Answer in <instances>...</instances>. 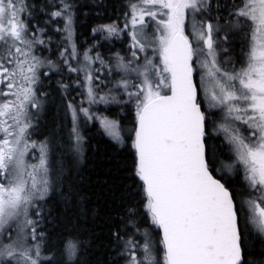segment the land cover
Returning a JSON list of instances; mask_svg holds the SVG:
<instances>
[{"label": "snow or ice", "instance_id": "snow-or-ice-1", "mask_svg": "<svg viewBox=\"0 0 264 264\" xmlns=\"http://www.w3.org/2000/svg\"><path fill=\"white\" fill-rule=\"evenodd\" d=\"M84 6L0 0V264H90L97 228L115 253L107 264H264V0H129L123 24L100 23L78 44ZM114 39L126 54L101 51ZM73 73L84 99L67 105L77 152L64 163L28 129L42 78ZM100 104L131 117L126 138ZM81 114L131 155L96 190L72 175ZM49 197L83 235L51 241Z\"/></svg>", "mask_w": 264, "mask_h": 264}, {"label": "trees", "instance_id": "trees-1", "mask_svg": "<svg viewBox=\"0 0 264 264\" xmlns=\"http://www.w3.org/2000/svg\"><path fill=\"white\" fill-rule=\"evenodd\" d=\"M79 2L85 5L77 14L75 29H76V41L78 44H90L91 30L100 23H111L119 21L123 24V13L127 11L129 0H79ZM238 2V0H237ZM30 4L43 5L45 0H28ZM222 4L230 5L232 0H221ZM221 11H225L222 9ZM43 14H40L42 22ZM112 48L113 51H120L121 54L127 53V46L123 45L118 39H114L111 44H106L105 48L101 49L102 52L107 54V49ZM234 50L239 52V43L233 45ZM45 55V53H44ZM54 58V57H53ZM61 75L52 74L51 79L43 77V85L38 88L40 98L43 97L48 101V105L45 109L44 115L37 122L34 129V138L39 142L50 141L55 144V152L53 160L63 161L67 163L75 158V148L70 141L71 119L66 113V105L73 101L72 94L69 90H63L57 81H63L66 84L65 79H61ZM47 83L50 87H46ZM42 93H47L43 95ZM117 109L112 108L109 114H116L119 128L121 130L122 137L126 138L127 129L131 126L128 121L131 117L127 113H116ZM120 111V110H119ZM84 143H83V155L80 163L73 171L72 175L81 186L88 190H96V186L102 184V182L108 179L111 175L118 174V169L126 162L130 163V152L120 143L113 141L107 137L96 124L92 126H86L82 130ZM223 140L220 136L218 141ZM51 147V144H50ZM227 144L225 142V148ZM74 150V152H73ZM74 153V155H73ZM119 174H126L122 171ZM233 179L243 184V178L238 173ZM93 205L100 203L103 211V199L97 201L95 196L93 197ZM51 210V215H48V210ZM63 208L57 203L56 199L49 197L47 206L45 209V215L48 219L43 222V227L49 234V238L54 244L59 245L66 239H72L74 235H83L78 233L72 225L65 222L63 217ZM76 221H73L75 224ZM92 221L89 220L83 225L84 228L91 229ZM99 224V219L95 222ZM147 226V225H146ZM98 235L92 237V245L88 248L86 258L90 264H97V261L107 264L108 261L115 258V253L107 247V238L104 233L100 232L97 228ZM258 246V244H257ZM120 264H124L123 260H120Z\"/></svg>", "mask_w": 264, "mask_h": 264}, {"label": "rangeland", "instance_id": "rangeland-1", "mask_svg": "<svg viewBox=\"0 0 264 264\" xmlns=\"http://www.w3.org/2000/svg\"><path fill=\"white\" fill-rule=\"evenodd\" d=\"M54 39H55V37H54ZM55 47V45H53V48ZM45 53V55H48L49 53L48 52H44ZM63 79H65V81H66V84H68L69 85V87H68V89L67 90H69L70 92H71V94H72V99H73V101L75 102V104H77V105H79L80 104V102H81V100L82 99H84V97L83 96H81L79 93H81L83 90L81 89V88H79L78 86H77V84L74 82V80H75V74L73 73V74H71V78L69 77V75H63V76H61ZM61 78V79H62ZM43 79V78H42ZM38 88L40 87V85H38L37 86ZM46 87L48 88V87H50L49 86V84L47 83V85H46ZM38 91H39V89H38ZM39 98H40V96H39ZM40 100L42 101V103H43V108H42V110L41 111H39V112H37V110L36 109H31L30 111H31V113H35V115L34 116H32L31 117V125H32V127L31 128H29L28 129V134H29V136H30V140L31 141H34V142H36L37 143V145H39L40 143H42L41 141L39 142L38 140H36L34 137L35 136H33L34 135V129H35V126L37 125V122L41 119V116H43L44 115V112H45V109H46V107H47V105H48V101L47 100H45V98L43 97L42 99L40 98ZM68 105V104H67ZM67 105H66V113H67V115H69V118L71 119L70 121H71V123H70V130H71V136H70V141L72 142L71 144H72V146L75 148V152H76V150H77V145H76V141H75V136H74V134L72 133V114H71V111L68 109V107H67ZM84 106L85 107H87L88 105H87V103H86V101H85V104H84ZM99 108V112L97 113V115H103V116H107L109 119H113V120H116L117 122H118V120L116 119V114H109V111L110 110H112V108H116L117 109V111H116V113H118V114H120V112L121 111H119L120 110V108H119V106H116V105H110V106H107V108L105 107V105H103V104H100V105H94L93 106V108ZM93 124H96L98 127H99V129L107 136V137H109V138H111L113 141H115V142H117L115 139H113V137L112 136H110L102 127H101V125H100V122H99V119H95V120H87V121H85V119L83 118V116H82V114H81V121H80V126H79V134H80V136L82 137V141H81V146H82V155H83V143H84V137H83V132H82V130H83V128L84 127H86V126H92ZM119 125V124H118ZM118 131H119V133H120V136L122 137V135H121V130H120V128L118 127V129H117ZM222 138H223V136H221ZM117 143H119V142H117ZM120 144V143H119ZM73 152H74V150H73ZM74 152V153H75ZM74 153H73V155H74ZM76 154V153H75ZM39 155V150H38V148L37 149H35V150H32L30 153H29V158H31V157H33V156H38ZM33 162H35V161H33ZM240 174H241V177L244 179V177H243V170H241L240 171Z\"/></svg>", "mask_w": 264, "mask_h": 264}, {"label": "flooded vegetation", "instance_id": "flooded-vegetation-1", "mask_svg": "<svg viewBox=\"0 0 264 264\" xmlns=\"http://www.w3.org/2000/svg\"><path fill=\"white\" fill-rule=\"evenodd\" d=\"M243 182H244V179H243Z\"/></svg>", "mask_w": 264, "mask_h": 264}]
</instances>
